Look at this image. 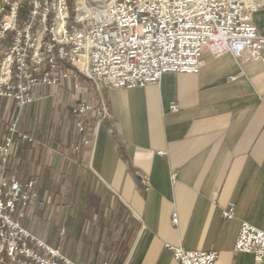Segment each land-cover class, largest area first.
<instances>
[{
  "label": "crops",
  "instance_id": "crops-1",
  "mask_svg": "<svg viewBox=\"0 0 264 264\" xmlns=\"http://www.w3.org/2000/svg\"><path fill=\"white\" fill-rule=\"evenodd\" d=\"M253 19L264 36V7ZM202 60L197 74L168 73L159 84L101 90L109 117L95 126L92 145L76 163L90 172L96 188L106 189L105 210L120 203L134 220L133 245L123 264H180L169 246L217 251L214 264H258L235 246L242 222L264 231V59L241 63L232 55L214 58L205 51ZM68 83L67 110L89 90L84 83L76 90L73 80ZM57 90L44 87L36 93L39 106L46 105L45 118L52 117ZM9 105L3 101L1 106L7 110ZM173 106L178 111L173 112ZM48 130L43 126L26 132L34 137L32 143L16 141L9 176L35 178L43 188L50 171L52 181H58L69 137L62 136V145ZM142 176L150 179L147 189ZM49 193L27 211L25 226L43 232L44 240L61 245L81 264V252L90 250V241L93 254L97 249L104 253L111 234L100 228L115 225L68 226L67 200L49 198ZM231 207L235 217L226 219L223 211ZM75 229H84L82 237ZM60 230H73L74 235L62 241L64 236L58 234L57 243L51 231Z\"/></svg>",
  "mask_w": 264,
  "mask_h": 264
},
{
  "label": "built area",
  "instance_id": "built-area-1",
  "mask_svg": "<svg viewBox=\"0 0 264 264\" xmlns=\"http://www.w3.org/2000/svg\"><path fill=\"white\" fill-rule=\"evenodd\" d=\"M83 2L73 0V19L70 0L0 3V104L6 100L17 114L0 140V264H79L22 225L26 209L38 199V181L5 175L16 141L34 142L20 131L19 116L37 101L41 88H65L71 80L79 88L83 77L93 84L92 99L83 95L68 112L72 146L79 153L92 145L94 124L109 117L103 88H143L168 73L197 74L205 51L241 63L264 59V36L253 19L264 0H109L85 16ZM141 183L149 188V177L142 176ZM223 212L226 219L235 217L233 207ZM177 220L174 214V224ZM236 241V252L264 264V231L242 222ZM168 248L180 264L219 259L213 250Z\"/></svg>",
  "mask_w": 264,
  "mask_h": 264
},
{
  "label": "trees",
  "instance_id": "trees-1",
  "mask_svg": "<svg viewBox=\"0 0 264 264\" xmlns=\"http://www.w3.org/2000/svg\"><path fill=\"white\" fill-rule=\"evenodd\" d=\"M70 9L71 19H73L75 15L73 0H70ZM10 38L11 36L8 37L4 43V47L11 42ZM59 143L63 145L62 137L59 138ZM82 152L78 153L74 148L69 150L66 156L67 158L63 163L62 170L60 171L61 173L58 181H52V173L47 171V178L43 183V188L40 190V197L48 191L53 193L55 198L60 197L67 200V205L70 208L69 216H71L68 226L72 227L74 225H79L78 227L81 228L87 223H89V225L99 224L101 227H104L105 224L110 226L115 225V227L100 228L101 230H110L108 235L109 233L112 235H109V241L104 243L105 246L102 249L104 253H100L97 249L93 254L91 251L93 244L90 241L88 244L90 250L81 252V260L83 264H100L101 257H106L111 261V264H123L133 245L132 242L136 232L134 220L127 214L124 206L120 203L116 202L115 206L108 207L106 210L104 205L102 207V198L106 189L101 186L96 188L93 180H90V172L80 169L77 165ZM109 197L111 198V196ZM83 230L84 229H75L74 231L78 233V237H82L81 234ZM67 231L68 235H66V238H70L73 230ZM115 231H117V233ZM92 255L93 261L91 260L92 262H90L89 259Z\"/></svg>",
  "mask_w": 264,
  "mask_h": 264
},
{
  "label": "rangeland",
  "instance_id": "rangeland-1",
  "mask_svg": "<svg viewBox=\"0 0 264 264\" xmlns=\"http://www.w3.org/2000/svg\"><path fill=\"white\" fill-rule=\"evenodd\" d=\"M108 1L109 0H87L85 10H88L90 12L97 11L98 9H102L107 4ZM1 2H2V0H0V3ZM81 79H79L80 86H81L82 83H84L89 88V90L86 92V95H84L85 98L92 99L90 97V95L91 94H94V91H95L93 84L90 83L89 82V79H87V78H84L83 77ZM72 87L75 90L77 89V88H75L74 83H73ZM64 89L65 88H58V90L56 91V93L53 94L54 96L52 95L53 96L52 99L55 100L54 101L55 103L53 104L54 107L52 109V117L48 116V117L45 118V115L43 114V112H44L45 109H43V108L46 105L42 104L41 106H39V104H38L39 100L36 97V99L38 101H36L33 105H31L32 107L33 106H35V107L33 109H31V110L29 109V108H31V106L27 107V109H25L21 113V115L19 116L20 117L19 129H20V131L22 133L27 134L31 130H37V129L38 130H42V127L43 126H46L49 129L48 130V135H50L51 138H60L62 136H63V138H65L66 135L68 134L69 139L66 142L67 143V146H65L64 149H66L65 151H69L70 149L73 148V146H72V143L73 142H72L71 139H72V136H73L74 128H73V121L71 119V116L69 115L70 113H68L70 109L68 108V110H67V109L64 108L65 99H66V98H64V96L66 95L65 94L66 92H65ZM79 98H80L79 101H81L83 99L82 97H79ZM3 101H6V100H2V102ZM2 102L0 104V140L3 138L4 135L7 134L8 131H7L6 127L8 126L9 122L13 119L14 116L17 115L14 112L13 105H9V108L7 110H5V108H3L1 106L2 105ZM6 103H7V101H6ZM108 112H109V109H108ZM66 114H68V115L66 116ZM109 114H110V112H109ZM96 125L94 124V127ZM33 139H34V137H33ZM19 140H21V139H19ZM26 143H28V142H26ZM10 165H11V162L7 166L6 171H5V175H7V177H13V176H9V174H7L8 173V168H9ZM38 188H39V183H38ZM40 190H41V188H39L38 199L36 201L32 202V204L30 205V207L32 205H34L35 203L39 202V200H40ZM52 195H53V193L50 192L48 194V197L49 198H54V196H52ZM51 202H52V200H51ZM30 207L26 209V211H25V213H24V215L22 217V220H21L22 225L25 228H27V227L24 224V220L26 219V213L30 209ZM29 232H32V231L29 230ZM33 233H35L36 235H38L42 239H44L43 232H33ZM51 233H54V234L57 235V238H56V242L57 243L61 241V238H59L58 234H62V236H64V237H62V241H63V238H65L66 235H68V231L67 230L51 231ZM72 234H73V232H72ZM55 247H59V248L61 247V250L63 251V253L68 258H70L74 262L75 261L78 262V260L74 259L75 257H73V258L69 257L68 254L65 253V251H64V249L62 248L61 245L60 246H57L56 245ZM102 260H103V262L108 261L111 264V261L109 259H107L106 257L104 259H102ZM103 262H102V264H103ZM78 263L81 264L80 262H78Z\"/></svg>",
  "mask_w": 264,
  "mask_h": 264
},
{
  "label": "bare ground",
  "instance_id": "bare-ground-1",
  "mask_svg": "<svg viewBox=\"0 0 264 264\" xmlns=\"http://www.w3.org/2000/svg\"><path fill=\"white\" fill-rule=\"evenodd\" d=\"M86 8V3L83 2V4L81 5L80 9L84 11L83 15L85 16V14H90V11L85 10Z\"/></svg>",
  "mask_w": 264,
  "mask_h": 264
}]
</instances>
